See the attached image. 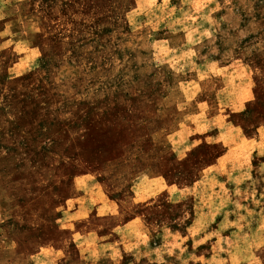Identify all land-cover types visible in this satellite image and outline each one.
Instances as JSON below:
<instances>
[{"label": "rangeland", "instance_id": "1", "mask_svg": "<svg viewBox=\"0 0 264 264\" xmlns=\"http://www.w3.org/2000/svg\"><path fill=\"white\" fill-rule=\"evenodd\" d=\"M0 264H264V0H0Z\"/></svg>", "mask_w": 264, "mask_h": 264}]
</instances>
